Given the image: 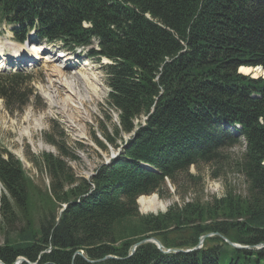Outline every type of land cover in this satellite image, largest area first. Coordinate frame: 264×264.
Returning <instances> with one entry per match:
<instances>
[{"label": "trees", "instance_id": "16d2710c", "mask_svg": "<svg viewBox=\"0 0 264 264\" xmlns=\"http://www.w3.org/2000/svg\"><path fill=\"white\" fill-rule=\"evenodd\" d=\"M2 24L19 26V43L35 29L40 42L64 50L95 44L88 57L109 62L102 66L106 106L118 117L96 144L124 143L86 180L66 164L75 157L62 133L49 138L59 156L40 157L49 187L39 209L21 162L0 147L3 264L19 257L33 264H264V248L256 250L264 244V79L238 73L264 69V0H0ZM32 82L22 73L0 75L9 112L29 103ZM203 166L215 179L239 174L245 195L227 190L211 203L139 214L140 197H162L167 181H193L190 169ZM208 234L197 252L165 255L143 244L129 256L148 238L164 249H192Z\"/></svg>", "mask_w": 264, "mask_h": 264}, {"label": "rangeland", "instance_id": "374dc122", "mask_svg": "<svg viewBox=\"0 0 264 264\" xmlns=\"http://www.w3.org/2000/svg\"><path fill=\"white\" fill-rule=\"evenodd\" d=\"M12 30L13 26L2 24L0 27V45L7 48V52L25 46L14 40ZM30 33L31 31L29 38H35ZM41 48L47 52L46 59L22 70V74L33 80L30 89H26V94L33 92L29 103L22 111L9 112L0 99V147L21 162L24 172L35 187L31 188V194L38 209L42 205V197L48 194L49 187V177L40 165V157L43 154L59 156L58 151L47 142L49 138L57 139L58 134L62 133L75 157V160L64 159L66 164L77 178L86 180H89L101 165H107L118 157L124 146L120 139H117L115 145L105 143L106 149L96 144V141L104 142L100 133L102 128L105 126L111 132V125L115 126L118 122L117 114L106 106L109 89L102 66L109 63L106 59L97 62L87 58L90 51L98 50L96 45L88 46L81 53L63 50L68 55L60 60H57L55 55H50V52L59 50L58 47L45 44ZM78 53L87 58V62H83L89 67H84L75 57ZM252 73H255L257 78L264 77L261 76V71ZM85 79L93 80L95 92L90 91L91 85L86 83ZM66 98L71 99V105L67 104ZM108 116L111 118L110 122L107 121ZM128 139L129 136L123 137L125 142ZM190 174L194 176L193 181L184 178L186 181L178 182L175 187L167 181L162 197L157 194L145 197L156 198V210L146 211L138 200L139 214L157 216L166 213L172 206L181 207L195 199L202 203H211L214 199H222L227 190H231L237 197L245 195V181L237 173L226 172L219 179H215L209 167L203 166L199 169L191 168ZM54 211L58 213L57 216L60 215L58 206ZM37 216L34 215V218L37 219ZM2 243L0 234V245Z\"/></svg>", "mask_w": 264, "mask_h": 264}, {"label": "bare ground", "instance_id": "6f19581e", "mask_svg": "<svg viewBox=\"0 0 264 264\" xmlns=\"http://www.w3.org/2000/svg\"><path fill=\"white\" fill-rule=\"evenodd\" d=\"M4 49H6L5 47H3V45H0V51L2 52ZM37 48H35V50H36ZM6 51V50H5ZM23 50L21 49V50H17L16 52H15V56L16 57H20V58H22V57H25V54H24V52H22ZM28 52V51H27ZM39 50L37 49L36 50V54H39ZM18 53H20V54H18ZM27 57V56H26ZM60 57V56H59ZM36 58V57H35ZM24 60V59H23ZM1 66H3V64H1ZM240 69H241V72L243 73H240ZM250 69H251V72L253 71H261L262 72V74H261V76L262 75H264V69L263 68H261V67H256V68H252V67H239L238 68V73L239 74H241V75H243V76H247V77H249V78H251V79H258V78H261V79H264V77H258L257 78V76H256V74L255 73H252L251 74V72H250ZM260 69V70H259ZM250 72V73H249ZM253 74H255V75H253ZM251 76V77H250ZM85 81H86V83H88V84H90L91 86H90V91L91 92H95V86H94V83H93V80L92 79H85ZM93 95H95V94H93ZM66 102H67V104L68 105H71L70 104V102L69 101H71V99L69 98V99H67L66 98ZM81 105H82V103H81ZM72 107V106H71ZM73 108H75V106L73 107ZM75 110V109H74ZM76 111V110H75ZM77 112V111H76ZM73 113V112H72ZM146 196H142V197H140L137 201L142 205V206H144V209H146V211H149V210H151V211H153V210H156V207L158 206V203H157V201H156V198L155 197H151V199L150 198H145ZM205 236H209V237H207V238H211V237H213L214 236V234H208V235H205ZM153 238V237H152ZM222 239V241L224 242V243H227L230 247H232L233 246V248H237V249H250V247H247V246H241V245H238V244H234V243H231V242H229L228 240H226L225 238H221ZM199 241V240H198ZM198 244V243H197ZM153 245V244H152ZM162 245V244H161ZM155 246V245H154ZM197 246V245H196ZM156 247V246H155ZM202 247H203V245H202ZM201 247V248H202ZM194 248V247H193ZM200 248V249H201ZM264 248V244H261V245H258V246H256V250H259V249H263ZM156 249H157V247H156ZM158 250V249H157ZM169 250H178V251H187V250H190V249H164L163 248V246H162V252L161 251H159V252H161L162 254H177V253H173V252H167V251H169ZM180 253H183V252H180ZM186 253V252H185ZM20 258H22V259H24L23 257H19V258H17V259H20ZM16 259V260H17ZM16 260H15V262H16ZM25 260V259H24Z\"/></svg>", "mask_w": 264, "mask_h": 264}, {"label": "water", "instance_id": "95a60500", "mask_svg": "<svg viewBox=\"0 0 264 264\" xmlns=\"http://www.w3.org/2000/svg\"><path fill=\"white\" fill-rule=\"evenodd\" d=\"M144 168H148L147 166H144ZM65 205L63 206V208H62V211H60V214L63 212V210L65 209ZM207 237H209V236H202V237H200L199 238V241H198V244H197V246H195L194 248H192V249H190V250H187V251H178V250H169V251H167V252H173V253H180V252H183V253H185L186 252V254H188V253H192V252H197V251H199L200 250V248L202 247V245H203V242L205 241V239H207ZM143 244H153V245H155L156 247H157V249L159 250V251H161L162 252V245H161V243L158 241V240H156L155 238H148V239H145V240H143V241H141V242H139V243H136L134 246H133V248L131 249V253H130V255L129 256H131L134 252H135V250L139 247V246H141V245H143ZM233 247V246H232ZM75 255H82L81 253H79V252H77ZM113 257H111V256H108V257H106L105 259L107 260V259H112ZM88 262H90V263H92L91 261H88ZM33 264V263H30V262H28L27 260H24V259H22V258H20V259H17L16 260V262H14V264ZM0 264H3L1 261H0Z\"/></svg>", "mask_w": 264, "mask_h": 264}]
</instances>
